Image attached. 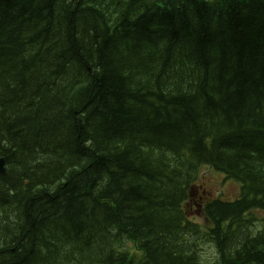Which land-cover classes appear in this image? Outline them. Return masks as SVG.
Segmentation results:
<instances>
[{"label": "trees", "instance_id": "1", "mask_svg": "<svg viewBox=\"0 0 264 264\" xmlns=\"http://www.w3.org/2000/svg\"><path fill=\"white\" fill-rule=\"evenodd\" d=\"M0 156V264H264V0H0Z\"/></svg>", "mask_w": 264, "mask_h": 264}, {"label": "rangeland", "instance_id": "2", "mask_svg": "<svg viewBox=\"0 0 264 264\" xmlns=\"http://www.w3.org/2000/svg\"><path fill=\"white\" fill-rule=\"evenodd\" d=\"M200 172L201 180L198 182V185H202L205 193L208 191L211 193V196H220L223 199H230L235 197L238 194V185L228 178L223 177V174H215L208 167L204 166L201 168ZM217 173H220L214 170ZM200 195V194H199ZM189 215H195L194 212H191ZM260 216H263V213H260ZM194 219V218H191ZM259 221L256 222V225H259ZM213 251L210 248H205L202 251V261L201 264H210L212 259Z\"/></svg>", "mask_w": 264, "mask_h": 264}, {"label": "water", "instance_id": "3", "mask_svg": "<svg viewBox=\"0 0 264 264\" xmlns=\"http://www.w3.org/2000/svg\"><path fill=\"white\" fill-rule=\"evenodd\" d=\"M2 165H3V159L0 158V171H3V167H2Z\"/></svg>", "mask_w": 264, "mask_h": 264}]
</instances>
